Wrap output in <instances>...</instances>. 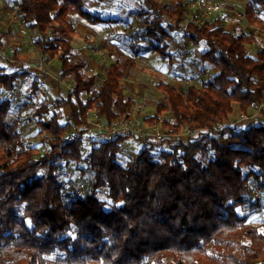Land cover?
<instances>
[{"label": "trees", "instance_id": "obj_1", "mask_svg": "<svg viewBox=\"0 0 264 264\" xmlns=\"http://www.w3.org/2000/svg\"><path fill=\"white\" fill-rule=\"evenodd\" d=\"M140 1L142 25L128 37V54L105 68L95 92V76L76 60L72 43L81 33L72 18L112 20L89 11L83 0H8L23 33L34 35L30 41L44 61H57L58 81H72V88L36 108V144L21 130L24 119L10 120L9 94L25 80L31 101L42 80L26 66H0V264H264V218L249 223L238 213L264 207L253 194L264 193V121L232 123L235 114L250 117L264 104V47L252 54L256 36L227 30L223 16L206 21L196 10L187 15V0ZM257 4L264 10V0H251L244 16L264 35L263 21L254 16ZM174 34L204 46L200 59L217 71L201 86L184 89L159 78L155 87L163 99L144 121L157 124L165 114L163 140L145 141L122 160L117 151L131 135L90 143L85 154L80 141L62 137L73 129L88 132L90 114L108 125L129 119L135 99L121 80L141 53L167 58ZM13 48L9 55L0 45V58L9 64L17 60ZM62 110L68 111L64 124ZM186 131L193 136L178 137ZM73 166L81 195L68 178Z\"/></svg>", "mask_w": 264, "mask_h": 264}, {"label": "rangeland", "instance_id": "obj_2", "mask_svg": "<svg viewBox=\"0 0 264 264\" xmlns=\"http://www.w3.org/2000/svg\"><path fill=\"white\" fill-rule=\"evenodd\" d=\"M85 7L91 11L94 14L99 15L102 18L105 19H120L119 22H117L114 26L112 24H90V22H85L80 19L78 16H74L72 21L73 23L80 27L83 31L82 35L84 38L78 37L74 41L75 46L77 47V50L79 54L76 53V60H86L88 62L89 67L86 68V74L90 75L88 71H98L100 70L99 80L97 82H102L103 79V73L106 67L109 66L111 63V58H109V54L107 49L109 48V45L106 43L110 42L112 40H116L119 43H123L126 46V37L125 34L131 32L132 28H139L142 25L141 19L136 16V12L139 9L141 5L140 0H83ZM157 2L164 4L165 0H156ZM211 2L214 4H219L222 7V11L217 14H212L209 17H202L201 9L198 8V2ZM234 1V2H233ZM236 0H187V7L186 12L187 15H191L194 10L198 11L201 15V17L204 20H211L214 17H224L225 14L230 13V8L236 9L234 12L233 19L234 20H240V17H242V20H240L241 23H243V26H247V22L245 21L246 18L244 17V9L242 5H239L238 3L235 4ZM8 0H0V19L1 17H5L6 14H11L15 10L12 2L10 4H7ZM244 3V2H243ZM244 5V4H243ZM258 5V4H257ZM257 7V6H256ZM260 8V7H259ZM241 12V13H239ZM238 13V15L236 14ZM77 18V19H76ZM119 18V19H117ZM229 20H226L225 22L229 24L231 17H228ZM232 19V20H233ZM2 22L0 25H2L3 28L6 27V22L1 20ZM232 22V21H231ZM225 24V23H224ZM256 29V28H255ZM228 30V29H227ZM132 33V32H131ZM130 33V34H131ZM21 35V34H20ZM176 35V34H174ZM29 38H32L34 40V35L31 34V32H27L26 34L23 33L21 37H18L19 40L17 42L20 44L21 47L19 50L17 48L19 46H6V48H3L5 52L10 51L13 47H16V55H17V61L22 58L25 60V63L22 66H26L28 68H32L34 71L36 68V65L43 61L45 64V69L47 73L49 74V79L51 82L49 83L48 80L45 78L46 84H43L42 88L40 89V96L38 100L36 101V98L29 101L27 98V91L30 87V83L28 81H21L19 83L21 95L17 98H13L14 100V111L17 114V117L25 120V126L28 124L32 126L34 131L33 134H35L33 137L34 142L36 144L39 143V127L36 125V116L34 115L36 110V103L38 101L43 102L45 104H50L52 100L56 98V96H59L60 94H63L64 96L67 95V93L70 91L71 87L70 84H72V81H63L59 82L57 78V69H58V63L56 60H50L48 63H46L42 56L39 55L38 50L35 47V44H33V41L31 42ZM87 40H86V39ZM180 39H183L181 36ZM177 42V40H175ZM26 43V44H25ZM121 45V44H120ZM119 45V46H120ZM178 45L183 46L182 49L177 50V60L173 61L172 65L168 66V63H166V68L168 69V72H171L168 74V76H171L172 78L180 77L182 78L181 81L178 80V83H176L177 88L184 89L188 86L194 85V86H201L200 76L198 73L194 72L192 69V66H199L202 68V65H199L197 63L198 58L193 56V52L190 50V48H186V46L183 43H180ZM205 49V47H204ZM83 50V54L81 52ZM92 50H98L102 52L101 55L94 56L91 54ZM114 50V49H112ZM190 50V51H189ZM252 53V52H251ZM152 54V53H150ZM149 55L148 60H137V66L136 68L132 69L131 71V79L123 80V87L126 94H130L135 98V105L132 108V115L130 118L132 120L139 119L138 117H142V121L145 119L153 116L155 114L156 104L159 101H162L163 95L156 90V84L159 80L155 75L154 71V63H156V60H160L159 58H155L156 55ZM254 54V53H252ZM85 55V56H84ZM142 57V56H141ZM156 59V60H155ZM92 61V62H90ZM14 63V64H13ZM12 64H9L6 61H3L0 58V66L5 68L6 70H13L18 68L15 66V62ZM17 63V62H16ZM180 64V65H179ZM14 65V66H13ZM91 66L92 69H89ZM98 66V67H97ZM160 66V65H159ZM182 67V72L178 73L176 71L177 67ZM217 71V70H216ZM170 81V80H169ZM173 81H170L172 83ZM100 85V84H98ZM175 86V85H174ZM60 90L58 91V89ZM12 115V114H11ZM61 117V114H59ZM94 115V114H93ZM44 119H48V115H45L43 117ZM166 118L165 114L161 115V119ZM243 121L250 122L251 124H255L257 121H264V104L260 105L257 108L252 109L250 112V117H245L242 114L233 116L232 123H241ZM64 118L61 117L60 122L64 124ZM150 125L149 123H145L143 125ZM145 125V126H146ZM152 125V124H151ZM160 132L162 133V137L158 139V141L163 140L165 137V131L161 127ZM43 135H46V133H41ZM179 138H185V135L181 133V135L178 136ZM130 145L126 144L124 145V149L129 148L132 152L134 150L138 151L142 147V141L137 140L134 137H130ZM174 140V139H172ZM222 144L227 146H232L234 148H239L240 145H234L235 143H230L228 140H222ZM88 150V147L83 152L85 154ZM127 150V149H126ZM122 160H126L127 157H124V155L119 156ZM83 166L81 163L77 165V168ZM74 169V170H73ZM69 173V177H72L74 182L72 183L73 189L72 191L76 192L79 190V188L75 189L78 184H80L78 181L80 178V172L79 169H75L74 166L71 167ZM77 179V180H76ZM76 180V181H75ZM71 191V192H72ZM78 193V192H77ZM255 197H259L261 199L262 205L264 204V193L260 190H254L253 192ZM100 200H105L106 196L105 193H102L98 196ZM238 213L240 215H247L249 216V223H255L260 224L264 218V207L263 209H258V211H252L249 209V207H243L242 209L238 210Z\"/></svg>", "mask_w": 264, "mask_h": 264}, {"label": "crops", "instance_id": "obj_3", "mask_svg": "<svg viewBox=\"0 0 264 264\" xmlns=\"http://www.w3.org/2000/svg\"><path fill=\"white\" fill-rule=\"evenodd\" d=\"M234 2V1H233ZM244 2V3H243ZM239 4V5H242L243 7H246L248 4H250L251 3V0H236L235 1V4ZM244 4V5H243ZM257 6V7H256ZM255 6V10H254V16L256 17V18H258L259 20H261V21H263V23H264V10H260V5H256ZM141 9V5H140V7H139V9L137 10V12L139 11ZM230 10H231V12L230 13H227V14H225L226 16H225V21L226 20H229V18L228 17H231L232 19H233V16H234V12L233 11H235L236 9H234V8H230ZM137 12H136V16H137ZM239 13H241V12H239ZM237 15H238V13H236ZM11 17H12V13L11 14H6V16L5 17H1V19H0V23L2 22L1 20H3V21H5L6 22V27L5 28H3L2 27V25H0V45L2 46V48H6V46H19L18 48H17V50H19L20 49V45H21V42H20V44L17 42V40H19L18 39V37H21L22 35H23V32L21 31V29H20V27H19V25L16 23V22H14V21H12L11 20ZM74 17V16H73ZM138 17V16H137ZM102 18V17H101ZM243 18H245V16L243 17ZM73 19V18H72ZM77 19V18H76ZM79 19V21H80V19L81 20H83V21H85V22H88L87 20H85V19H83V18H81V17H79L78 18ZM103 19H105V18H103ZM117 19H119V18H117ZM230 20V22H229V24H228V22L226 23L225 22V27H226V29H228L229 31H233V30H238V31H244V32H249V33H252V34H254V36H256V38H257V40H256V42L255 43H253L252 45H250L249 46V49H250V51L252 52V53H255L256 52V50L258 49V48H260V47H264V35H262V34H260L259 32V29L258 28H254V27H251V26H249L248 25V23H247V26H243V23H241L240 22V20H242V17H240V20L238 19V20ZM110 20H112V22H99V23H96V24H112L113 26L117 23V22H119L120 21V19L119 20H117V22H116V20L115 19H110ZM232 21V22H231ZM245 21L247 22V20L245 19ZM89 23V22H88ZM90 24H94V23H90ZM76 28H77V31H79L80 33H81V35H80V37L81 38H84V36L83 35H85V34H83L82 35V33H83V31H82V29L80 28V27H78V26H76ZM137 29V28H136ZM131 32L133 33V30H135V28H132L131 27ZM25 32V31H24ZM131 32H129V33H126L125 34V36L124 37H126V46H125V44H123V43H119V42H117L116 40H112V41H110V42H107L106 43V45L108 44L109 45V48L107 49V51H108V54H109V58H111V63L109 64V65H111V64H114L117 60H119V58H121V57H123V58H125L126 57V55L128 54V50H129V45H128V41H129V35H130V33ZM27 33V32H26ZM25 33V34H26ZM21 34V35H20ZM180 37H181V34H176V35H173V37L172 38H168L167 39V43H168V47H167V49H166V52H167V54H168V57L167 58H162V57H160L159 55H158V53H155V52H146V53H141L139 56H138V58H139V60H148V58H149V55L148 54H150V53H152V54H150L151 56L152 55H156L155 56V58L157 59V58H159V59H161V61L160 60H156V63H154V68H155V70H151V71H154L153 73H154V75L159 79V78H164L166 81H168V82H170V81H173L171 84L172 85H175L176 86V83H178V80L179 81H181L182 80V78H178V77H176V78H172L171 76H168V74H170L171 72H168V69L166 68V63H168V66H170V65H172V63H173V61H175V60H177V50L178 49H182V47L183 46H181V45H178V44H180V43H183L185 46H186V48H190V50L193 52L192 54H193V56H194V59H195V57H197L198 58V60H197V63L199 64V65H202V68L201 67H199L198 65L197 66H192V69H193V71L194 72H196V73H198V75L200 76V81L202 82V80H206V79H208L209 77H211L212 75H214L215 73H216V69L214 68V67H212L211 65H209L208 63H206V62H203L201 59H200V55H201V53L204 51V46H202V45H200V46H197V47H193V46H191L190 44H189V41H187V40H185L184 38L183 39H180ZM76 38H78V37H76ZM76 38H74V40L76 39ZM31 38H29V40H30ZM86 39V38H85ZM73 40V43H72V45H73V47L75 48V50H76V53L77 54H79V52H78V50H77V47L75 46V44H74V41ZM87 40V39H86ZM175 40H177V42H175ZM32 42V41H31ZM26 44V43H25ZM121 44V45H120ZM120 45V46H119ZM112 49H114V50H112ZM189 50V51H190ZM39 52V55L40 56H43V54H42V52H40V51H38ZM81 52H82V54H83V50H81ZM85 56V55H84ZM142 56V57H141ZM138 58L136 59V64H137V60H138ZM76 59H77V57H76ZM85 62H86V60H84ZM17 62V63H16ZM90 62H92V61H90ZM25 63V60L24 59H22V58H20L18 61L17 60H15V66H17V67H20V66H22L23 64ZM87 63V67L86 68H88L89 67V65H88V62H86ZM10 64H12V63H10ZM14 64V63H13ZM160 65V66H159ZM180 65V64H179ZM14 66V65H13ZM92 67L93 66H91L89 69H92ZM98 67V66H97ZM107 68V67H106ZM31 70H33L32 68H30ZM182 67L180 66V67H177L176 68V71H178V73H180V72H182ZM34 71V70H33ZM132 72V71H131ZM35 73L36 74H38V72H36L35 71ZM88 73L90 74V75H93V76H95V78H96V87L94 88V90H96L95 92H97V90H99V87L101 86V83L100 82H97L98 80H99V76L98 75H101L100 74V70H98V71H93V72H90V71H88ZM104 74H105V70H104V73L102 74L103 75V78H104ZM39 75V77L41 78V84H40V89L42 88V86H43V84H46V82H44L45 81V78L48 80V82L50 83L51 82V80L49 79V77H46V76H41L40 74H38ZM127 79H131V73H130V76H128L126 79H123V80H127ZM123 80H121V85L122 86H124L123 85V83H122V81ZM170 80V81H169ZM22 81H24V80H22ZM53 82V81H52ZM51 82V83H52ZM98 84H100V85H98ZM177 87V86H176ZM39 89V93H38V97L36 98V101L38 100V98H39V96H40V90ZM60 90V88L58 89V91ZM125 91V90H124ZM60 95H63V94H60ZM59 95V96H60ZM129 96H131V97H133L132 95H130V94H128ZM59 96H56V98L57 97H59ZM64 96V95H63ZM134 98V97H133ZM135 99V98H134ZM41 103H43V102H40V101H38L37 103H36V108L39 106V104H41ZM135 105V104H134ZM133 111V110H132ZM67 110H62L61 111V117H64V116H67ZM132 113V112H131ZM12 114V115H11ZM132 115V114H131ZM17 117V114L15 113V111H14V104H13V107H12V111H11V113H10V115H9V118H10V120L12 121V120H14L15 118ZM139 119L138 120H141V122H143L142 121V117H138ZM130 119H132V118H130ZM143 124H144V122H143ZM146 125V124H145ZM144 125V126H145ZM22 132H23V134H24V136H26L27 138H29V139H31V140H33L34 141V139L33 138H35V137H33L35 134H36V130L34 131V129L32 128V126L31 125H27V126H23L22 127ZM35 132V134H33ZM135 138V137H134ZM186 138V137H185ZM185 138L183 139V140H185ZM137 139V138H136ZM130 139H127V140H125L124 142H123V144H122V147H123V153L121 154V155H124V157H127V158H132V157H134L140 150H141V148L144 146V142L142 141V147L140 148V150H138V151H136V150H134L133 152L129 149V148H127L126 147V149H124V145H126V144H129L130 145ZM160 142V141H159ZM238 143H235L234 145H237Z\"/></svg>", "mask_w": 264, "mask_h": 264}, {"label": "built area", "instance_id": "obj_4", "mask_svg": "<svg viewBox=\"0 0 264 264\" xmlns=\"http://www.w3.org/2000/svg\"><path fill=\"white\" fill-rule=\"evenodd\" d=\"M198 8L200 7L202 13V17H209L212 14H217L222 11V7L219 4H214L211 2H198ZM11 20L16 22L18 21V17L15 12L12 13ZM19 23V21H18ZM19 26L21 28V31L24 32V24L19 23ZM14 51V48L10 50V54H12ZM91 54L94 56L101 55L102 52L98 50H92ZM2 55L4 57H8L9 55L2 52ZM36 72L40 74L41 76H49L45 69V64L43 61L39 62L36 65L35 68ZM70 87L72 88V84H70ZM95 93V92H93ZM21 95L20 85H17L9 94L10 98H17ZM162 120L160 119V122L157 124L152 125H143V122L138 119H121L113 124L108 125L104 120L98 118L97 116L90 114L88 124H89V130L88 132L84 134H80V132L77 129H73L72 131H66L62 134V137L68 141V142H74V141H80V152L83 153L86 148L90 145V143H93L95 141H106L109 139H113L117 136H127L131 135V137L140 138L145 141L149 140H158L162 137V133L160 132L162 127ZM43 133H45L43 131ZM185 137L193 136V132L186 131L183 133ZM123 143H120L119 149L117 151V154L121 155L123 153ZM79 188L77 191L79 195H81L83 192V184H78L75 189ZM76 191V190H75Z\"/></svg>", "mask_w": 264, "mask_h": 264}]
</instances>
